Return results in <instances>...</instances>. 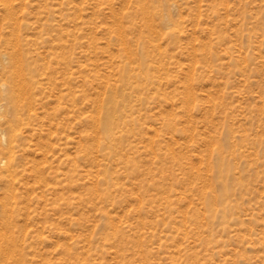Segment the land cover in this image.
Listing matches in <instances>:
<instances>
[{
    "label": "rangeland",
    "instance_id": "rangeland-1",
    "mask_svg": "<svg viewBox=\"0 0 264 264\" xmlns=\"http://www.w3.org/2000/svg\"><path fill=\"white\" fill-rule=\"evenodd\" d=\"M17 35L56 83L13 140L1 84ZM143 49L155 78L129 97L128 163L93 122ZM0 102V158L17 169L10 195L0 163V232L26 264H264V0H0Z\"/></svg>",
    "mask_w": 264,
    "mask_h": 264
},
{
    "label": "bare ground",
    "instance_id": "bare-ground-1",
    "mask_svg": "<svg viewBox=\"0 0 264 264\" xmlns=\"http://www.w3.org/2000/svg\"><path fill=\"white\" fill-rule=\"evenodd\" d=\"M9 7H7V14L11 15L13 10H12V7H10V8ZM12 16H14V15L12 14ZM119 28H120V26H119ZM14 34H17V33H14ZM13 37H14V35H13ZM15 37H17V39L13 38V40L15 39L13 42V49L10 52H8L7 55L5 54V59L8 60V64L3 65L2 72L4 75V80H3L4 82H3V84H1V85H4L5 86L4 88L6 89V91H8L9 99L12 102L13 110L15 112V117L13 119V121H15V123L13 122V128L11 129L13 131V134H11V136L13 135V140L16 138V136L18 134L16 132L17 131V124L22 121L23 115L26 114V111H27L28 117L34 116L33 113H28V110H26L24 108V106L30 105L33 101L37 100V98H35V95L37 92L40 93V92L44 91V89L46 87H49L48 86L49 84L54 85L56 83V78L54 79L48 70H44L43 67H41L39 64L35 63L34 60L32 61V58L22 49L21 36L17 35ZM120 38H122V37H120ZM243 59H245V58H243ZM148 60H150L149 59V53L143 49L140 57L138 58L140 76L138 73H133V71H132L133 69L128 64H125L121 68L120 73H119L120 79H121V84H119V83L113 84L110 82L108 83V87L106 88V90L104 92V96H103L102 100L100 99V102L98 103V106H97L98 109H96L97 110V116L95 115L96 117H95L94 122H93V125H95V127H93V128H96V131H98L102 140L104 142H106L105 144H107V146L111 150L112 149L114 150L115 155H119V157L122 159L125 158L128 163L131 162L130 157L127 154H124L121 150L124 148V144L130 138V131H131V129H133L132 127H129L128 124L129 123L134 124V121H135V118L133 117V115L128 113L129 109H133V104L130 102L129 97L131 94L139 93L141 88L144 87L146 82H148V81L153 82V78H155V76H153L152 73L150 72V68L148 67ZM141 77L145 80V82L143 81V79H140ZM188 87H190V86H188L186 84L185 89L186 88L188 89ZM2 90H4V89H2ZM186 93H185V96H186ZM3 94H4V92H3ZM190 94H192V92H190ZM61 95L63 96L62 93H60V96ZM127 97H128V100H127ZM191 97H193V96H191ZM138 99L143 101L145 99V97L141 95L138 97ZM186 104H188V103L186 102ZM168 124L172 125L171 120H169ZM10 141H12L11 138H10ZM10 141H9V143H10ZM152 141H153V139H152ZM126 144H128V143H126ZM227 145L229 146V144H227ZM153 152H154V150H153ZM43 154H44V152L42 153V155ZM107 154L112 155L113 153L108 151ZM125 155H126V157H124ZM14 159L15 158L14 157L12 158L11 153L6 157L0 158V163L3 164L6 171H8V174L10 175V178L7 179V183H6V185H7L6 190H7V193L10 195L13 194V187H14V181H12V178L14 177V175L17 172V169H16L15 164H14ZM221 159L224 161V159H226V157H221ZM227 169H229V167L220 168L218 171L219 176L220 177L227 176L228 175ZM234 175H235V173H234ZM214 197H217V196L215 195ZM211 198H212L211 195H207L205 197V199H207L208 201H210ZM3 204H4V202H3ZM5 210H6L5 212L2 210L4 212L3 217H4L6 224L10 228L12 225V220H13L12 219L13 206H11L10 209H8V206L5 207ZM9 210H11V211H9ZM26 214H28V213H26ZM101 217L106 218L107 215H104ZM107 218H108V224H110V226L114 230L118 229L115 226L117 223L116 224L113 223L112 217H110L111 219L109 217H107ZM118 218H119V216H118ZM2 232H0V236L3 235V237H5L6 240H5L4 245L0 244V252L4 253L6 255L7 254L10 255V257L12 258V264H26L27 263V254L24 250L18 248V246L16 244L15 237H13L12 231H10L9 233L7 231H5L3 233ZM3 241H2V243H3ZM65 251H67L69 255H72V253H74L73 251L70 250V248L65 249ZM77 264H92V262L90 260V256L88 255V257H86L85 261L78 262Z\"/></svg>",
    "mask_w": 264,
    "mask_h": 264
}]
</instances>
